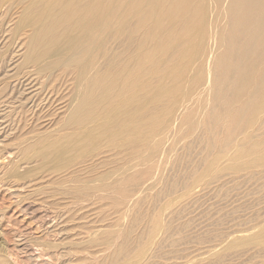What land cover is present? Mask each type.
Returning a JSON list of instances; mask_svg holds the SVG:
<instances>
[{"label":"bare ground","instance_id":"1","mask_svg":"<svg viewBox=\"0 0 264 264\" xmlns=\"http://www.w3.org/2000/svg\"><path fill=\"white\" fill-rule=\"evenodd\" d=\"M0 42V117L19 128L0 186L37 224L8 239L0 206V264H140L126 220L187 136L203 180L264 152V0H0ZM149 210L136 240L153 245L169 226Z\"/></svg>","mask_w":264,"mask_h":264},{"label":"rangeland","instance_id":"2","mask_svg":"<svg viewBox=\"0 0 264 264\" xmlns=\"http://www.w3.org/2000/svg\"><path fill=\"white\" fill-rule=\"evenodd\" d=\"M17 60L16 57L14 61ZM5 65L6 70L14 66L8 68ZM5 72L1 75L3 76ZM10 72L12 74L14 71ZM18 82H14L12 85L19 86V90L25 88ZM4 117H0V155L2 151L5 152L9 149L7 154L0 156V168L12 165L19 158L17 157L18 154L15 155L17 149H15L12 141L15 138L14 136L19 133V128L18 130L15 129L17 126L15 121L10 120L9 117ZM201 131L198 130L194 137L192 136L193 138L190 136L191 139L189 136L184 139V145L180 147L183 142L179 145L178 148L180 149L176 152L178 154L173 157V164L171 163L172 165L169 166L167 177L160 182L157 191L154 192L155 195L148 196L149 199L147 196L143 197L144 199L142 198L139 207L131 212L128 220H126L129 227L127 231L132 236H129V233L127 235L128 240L132 239L129 240V245L136 251V249L143 248L146 243L150 244L148 236L143 235L139 240L140 242L136 239L146 228L145 216L149 207H151L150 210L156 214L162 212L164 220L166 218L164 222L166 225L168 224L169 229L167 231L162 230L159 233L160 235L164 234L163 236L157 235L156 244H146L145 247L148 252L143 257L145 259H141L140 264H264V242H262L261 236L264 230V167L261 165L256 166V163V165H252L255 160L253 157H256V154L251 157L247 155L244 159H240L242 161L239 160L240 163L244 162L242 165L246 168L243 170L236 172L229 167V162H226L217 167L214 172H211L210 179L203 180L202 177L200 179L201 174L203 175L208 170L207 166L209 165L206 162L209 154H206L208 150L204 136L200 134ZM200 137L204 140V143L202 140V144ZM8 143L10 146L7 145ZM262 153L264 152L260 154L262 155ZM215 154L213 153L214 156ZM213 155L211 159L214 158ZM261 155L257 153V157ZM27 167L28 165H24L22 170ZM195 168L198 172L193 171ZM0 184L2 183L0 182ZM6 188V185L0 186V206L4 207V211H7L6 214H8V218L4 220L5 225L2 226L3 230L7 231L8 236L6 237L9 239L12 235L19 234L20 231L33 230L37 224L32 213L28 212L26 214L12 201L13 196ZM13 199L15 200V198ZM156 199L157 201H155ZM144 202L146 203L144 204ZM148 202L151 203L149 206ZM93 207L100 208L98 204ZM153 207L157 210L155 211ZM98 208L96 210L99 211ZM115 217L116 214H113L111 210L104 217L102 214H98L96 219L100 221V223L97 221L99 225L104 226L106 224L105 226L109 227L114 222ZM104 218L107 220L106 222ZM131 220L132 222H130ZM38 232L36 231V234Z\"/></svg>","mask_w":264,"mask_h":264}]
</instances>
